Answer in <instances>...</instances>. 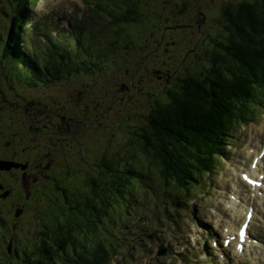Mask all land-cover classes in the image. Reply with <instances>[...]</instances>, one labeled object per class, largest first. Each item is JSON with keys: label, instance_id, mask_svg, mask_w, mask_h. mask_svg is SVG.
I'll return each instance as SVG.
<instances>
[{"label": "rangeland", "instance_id": "obj_1", "mask_svg": "<svg viewBox=\"0 0 264 264\" xmlns=\"http://www.w3.org/2000/svg\"><path fill=\"white\" fill-rule=\"evenodd\" d=\"M197 1L187 0L189 6L183 9L186 0H37L29 7V20L22 37V41L34 48V58L30 59L40 66L50 61L74 66L79 61L84 67L79 75H61L60 81H47L43 85L38 82L37 87H26L20 82L24 71L14 68L13 62L4 66L0 47V157L11 152L26 156L34 152L29 149L34 145L41 153L56 155L50 153L54 157L53 168L59 174L56 180L38 178L43 186L36 182L34 192L32 184L30 199L21 201L16 196L20 190L16 188L19 184L12 181L14 177L0 172V182H9L15 192L11 199L0 200L5 221L4 226L0 225V257L9 253L7 247L11 253L16 248L21 256L9 258V264L20 263L23 253H28L34 242L51 238L46 230L52 231L57 227V220L63 221L60 209L66 214L70 203L88 191L87 179L99 176L102 159H122L139 150L141 129L156 97L166 101L167 88L178 85L187 72L194 76L208 72L207 60L217 49L223 21L218 3L209 5L208 0ZM126 7H134V14L129 16V23L120 25L119 31L123 33L104 34L100 25L107 20V10L120 11ZM13 9V0H0V28L5 30L0 34L1 41L8 37L9 15ZM71 11L76 13L70 14ZM201 12L206 13V21H202ZM67 22L69 29H64ZM38 26L56 37L49 35L53 43L64 49L63 62L57 59L44 35L32 31ZM92 65H98L97 74H85L84 70ZM7 74L10 78H6ZM245 102L243 107L236 104V113L249 109V116L243 122L238 117L229 124L226 158L220 163L213 160L206 182L188 190V198L190 185L179 189L170 180L166 184L164 181L153 184V189L160 190L154 194L147 190L149 195L146 194L136 209L132 208L125 218L128 219L120 220L111 229L116 233L117 228L123 231L125 226L133 227L130 222L150 219L139 235L131 237L135 241H122V246L129 244L127 249L119 244L116 249L121 253L116 254L108 235L99 231L90 233L91 229L86 228L76 234L78 245L83 249L77 253L85 261H92L90 254L97 245L103 244L109 254L99 264H216L215 256L204 254L202 248L207 246L209 233L221 242L225 237L222 223L226 219L211 207L218 203L225 206L223 200L230 198L236 189L235 182L241 181L240 171L248 167V143L256 137L253 128L264 123V89L253 91ZM41 159L42 156L37 157ZM175 193L188 203L171 212L167 203ZM221 194L225 197L221 198ZM21 204L24 212L18 210ZM164 212L168 218L162 216ZM110 214L113 216L115 212ZM192 239L200 240L191 246ZM161 247L166 252L159 256ZM216 250L218 259L220 253L227 255L226 261L220 264H252L263 253L262 247L252 249L251 255L243 257L235 256L231 248ZM62 255L60 264H66L64 259L68 260L67 264H77L73 254ZM206 256L207 261L198 263ZM261 258L264 261V255ZM3 262L0 260V264ZM91 263L96 264L95 260Z\"/></svg>", "mask_w": 264, "mask_h": 264}, {"label": "trees", "instance_id": "obj_2", "mask_svg": "<svg viewBox=\"0 0 264 264\" xmlns=\"http://www.w3.org/2000/svg\"><path fill=\"white\" fill-rule=\"evenodd\" d=\"M36 1L13 0L14 9L10 12L9 30L6 33L8 37L4 41L0 37L4 66L13 62L16 65L14 68L23 69L24 79L20 82L26 87H37L38 82L41 85L47 81L57 82L63 79L61 75L74 76L84 68L79 61L74 66L57 65L53 61L40 66L30 59L34 58V48L22 41V37L29 20V7ZM213 2L218 3L223 33L215 45L217 49L211 52L207 60L208 72L196 76L187 72L178 85L167 88L166 101L156 97L151 102L152 108L139 136V150L128 153L122 159H102L99 176H89L87 179L88 191L79 194L70 203L66 214L60 209L63 221L57 220L55 229L46 230L51 238L34 242L17 264H60L62 254H73L78 260L77 264H92L94 260L99 264L109 254L102 243L90 254L92 261H85L77 253L78 249H83L78 245L76 234L86 228L91 229L90 233L99 231L102 235H108L112 240L111 248L116 254L121 253L116 246L120 244L123 247L122 241L129 239V227L125 226L123 231L117 228L116 233L111 229L116 228L117 222L124 220L131 210L141 204L149 195L147 190L153 194L160 190L153 189V184L162 181L166 184L170 180L177 188L186 189V186L200 182L202 171H208L214 165L213 160L218 159L223 150L229 124L238 117L243 122L249 116V109L236 113V104L243 107L253 91L264 89V0H208L209 5ZM187 5L186 0L182 8ZM199 7L202 8V5ZM178 11L182 13V10ZM133 14L134 7L120 11L107 10V20L100 25L101 31L104 34L123 33L119 31L120 25L129 23V16ZM3 23L7 24L5 20ZM32 31L44 35V40L54 48L57 59L64 61L65 51L53 43L50 33L41 31L39 26ZM4 33L5 30L0 28V34ZM98 71V65H92L84 73L92 75ZM6 78H10V75L7 74ZM3 187L9 188V183H0V190ZM174 203L180 205L184 200L177 196ZM110 211L116 215L112 216ZM4 222L0 212V224L4 226ZM15 250V253L0 257L4 261L1 264H9V258L15 255L21 257Z\"/></svg>", "mask_w": 264, "mask_h": 264}, {"label": "bare ground", "instance_id": "obj_3", "mask_svg": "<svg viewBox=\"0 0 264 264\" xmlns=\"http://www.w3.org/2000/svg\"><path fill=\"white\" fill-rule=\"evenodd\" d=\"M31 7V5H30ZM75 14L74 11H71L70 14ZM254 129V135L257 137L252 139L251 142L248 143V149L250 150L249 155L247 157V161L249 162L251 170L250 172L242 171L247 180H252L256 182V185L253 184L254 190L252 191L251 188L247 186V184L242 183L240 180L236 181L237 190L232 191L230 194L232 199H228L227 201H223L225 204V208H221L220 204H215V211L220 212L225 216H228L227 211L231 213L228 216L227 224L225 223V229L227 228L228 232L225 235H232L231 240H234L235 233L236 235V244L243 243L242 239L240 238L238 228L239 225H250L249 226V234L256 233L263 234L264 233V223L262 226V221L264 220V179L263 184H259L258 179L260 178V174L264 175V123L260 126H256ZM261 133V134H259ZM241 172V173H242ZM255 175V178L253 177ZM244 192H246L244 194ZM250 192V196H249ZM251 194H256V197L252 198ZM221 198H224L222 194L220 195ZM227 208V210H226ZM254 208V213H252L253 218L251 222H249V215L251 214V210ZM258 221L260 223L257 232H253L254 222ZM224 224V223H223ZM258 234V236H259ZM262 237V236H261ZM263 238V237H262ZM261 246L264 248V239L260 243ZM234 249L232 246L231 249ZM246 253V250L243 251L241 254H237L234 251V254L237 256H242ZM253 264H264L261 260Z\"/></svg>", "mask_w": 264, "mask_h": 264}, {"label": "flooded vegetation", "instance_id": "obj_4", "mask_svg": "<svg viewBox=\"0 0 264 264\" xmlns=\"http://www.w3.org/2000/svg\"><path fill=\"white\" fill-rule=\"evenodd\" d=\"M222 1H225V0H222ZM201 16H202V21H206V17H207L206 13L201 12ZM160 43L161 42H158V44ZM26 148L28 149L29 147L27 146ZM29 149L34 150V152L26 153V156L17 155L16 152H11V154L3 156V158L0 157V160L12 161L16 164H19V165L21 164V165L26 166L24 170L21 167L20 168L18 167V168H13L10 171H4V172L0 171L1 173H5V174H9L13 176L14 177L12 180L13 183L19 184V186L16 188L20 190V194L16 193V196L18 200H21V201L30 199V194L33 192L32 184H34V192H35L36 182H39L37 181L38 178H42V179L54 178L53 180H56L57 176H59L58 171L56 173V170L53 168L54 157L51 156L52 154L51 152L41 153L39 149L35 147L34 145L32 146V148H29ZM6 151H8V148L6 149ZM21 151L24 152L25 150L21 148ZM40 156H42V159L37 160V157H40ZM53 156H56V155H53ZM0 183H3V182H0ZM39 184L43 186L41 182H39ZM5 191H9V193L8 194L3 193ZM5 194L8 195L6 198H4ZM14 194H15L14 189H12L10 185H9V188L3 187V190H0V200L2 199L9 200L12 198ZM2 195L4 196L3 198H2ZM14 203L15 202H13V204ZM12 205H10V208L12 207ZM18 210L24 212V208L22 207V204L18 206Z\"/></svg>", "mask_w": 264, "mask_h": 264}, {"label": "water", "instance_id": "obj_5", "mask_svg": "<svg viewBox=\"0 0 264 264\" xmlns=\"http://www.w3.org/2000/svg\"><path fill=\"white\" fill-rule=\"evenodd\" d=\"M18 167L19 168L21 167L23 170L26 168L25 165H21V164L19 165V164H16V163L12 162V161L0 160V170L1 171L2 170L8 171V170H10L12 168H18ZM4 196H6V194ZM4 196H2V197H4ZM18 215L19 214H16V216H18Z\"/></svg>", "mask_w": 264, "mask_h": 264}, {"label": "snow or ice", "instance_id": "obj_6", "mask_svg": "<svg viewBox=\"0 0 264 264\" xmlns=\"http://www.w3.org/2000/svg\"><path fill=\"white\" fill-rule=\"evenodd\" d=\"M245 179L247 180L248 178L245 177ZM248 183L255 184L256 182L252 181V180H248ZM240 235L243 237V235H244V230L243 229L240 230ZM225 243H227V241H225ZM237 247H239V245H237Z\"/></svg>", "mask_w": 264, "mask_h": 264}]
</instances>
